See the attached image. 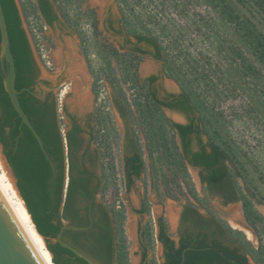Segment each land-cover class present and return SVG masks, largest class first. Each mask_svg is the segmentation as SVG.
Masks as SVG:
<instances>
[{
  "label": "trees",
  "instance_id": "1",
  "mask_svg": "<svg viewBox=\"0 0 264 264\" xmlns=\"http://www.w3.org/2000/svg\"><path fill=\"white\" fill-rule=\"evenodd\" d=\"M1 1L16 64L15 87L17 90L28 88L19 93V100L42 137L46 152L28 125L22 123V117L6 89L5 79L9 66L2 60L1 31L0 144L37 230L45 237L55 264H89L54 240L65 224L91 225L86 230L64 229L62 238L98 264H127L115 216L103 202L98 204L93 201L90 204V193L75 178V136L70 130L65 134L62 131L56 98L50 100L49 97L36 94L38 73L18 1ZM116 1L120 5L126 30L154 44L158 57L164 62V74L174 76L176 69L166 61L164 48L158 37L135 31L124 10L128 0ZM201 1L214 12L213 16L204 21L196 20L199 31L205 32L208 38L205 47L211 46L219 53L224 52L229 63L226 73L233 79V91H241L246 97L249 111L259 113L264 122V31L242 10L243 7H250L264 21V0H239L242 6L239 9L228 0ZM38 7L47 23L52 24L57 19L50 0H38ZM168 27L169 24L163 25V28ZM228 33H232L236 40L228 39ZM175 41L179 42L178 36ZM184 53L185 64L191 67L194 80L197 83L203 82L207 91L217 92L220 79L216 81L211 76L212 71L206 69V64H201L203 58L195 57L191 52ZM168 96H173L174 100L162 102L163 105L182 110L190 118L189 124H172L181 136L184 156L188 162L204 169L205 173H201L203 182L207 183L213 194L220 195L225 203L244 199L236 182V176L241 175L236 163V152L227 137L216 130L217 120H210L206 116L210 110L205 101L197 102L192 96V90L184 85L179 94L169 93ZM208 125L213 128L212 134ZM90 134V142L95 141L96 136ZM204 138L207 139L206 142ZM193 140L200 144V149L196 152L192 150ZM99 158L97 154V159ZM145 169V160L136 135L127 123L124 174L128 191ZM244 209L247 219L254 225L255 220L260 217L254 213L251 203L246 199ZM90 216L93 217L92 223ZM157 238L163 245V264H252L244 239L240 235H234L221 219L213 214L202 213L192 204H185L183 207L177 241L169 234L164 215L158 218ZM148 254L149 251L145 250L143 260L147 259Z\"/></svg>",
  "mask_w": 264,
  "mask_h": 264
},
{
  "label": "rangeland",
  "instance_id": "2",
  "mask_svg": "<svg viewBox=\"0 0 264 264\" xmlns=\"http://www.w3.org/2000/svg\"><path fill=\"white\" fill-rule=\"evenodd\" d=\"M17 1L34 47L42 80L49 76L44 55L52 53L56 66L62 65L65 49L70 51L71 57L80 58L75 52V46L80 41L81 33L87 39L91 36V29L87 24L82 25L84 29L54 30L46 27L41 19L37 0ZM55 1L64 16L74 17V6H66L64 0ZM228 1L238 9L242 8L239 0ZM82 2L83 8L90 4L97 6L101 12L106 0ZM114 8L120 11L117 1ZM124 10L135 31L158 37L164 48L166 61L176 69L174 76H165V88L179 91L184 85L192 90V96L197 102L205 101L207 104L210 111L206 116L210 120H217L216 130L227 137L236 152V163L241 172V175L236 176L240 194L251 203L254 213L260 217L252 225L245 214L244 199L223 206L218 197L206 192L200 182L198 169L184 159L180 140L170 126L171 121L184 122L185 117L177 112L161 110L150 99L143 78L156 70L158 65L148 58L140 59V76L133 72L130 83L120 79H104L97 84V98L91 96L88 101L87 95L83 98L79 91L70 98L71 102L80 105V109L84 102H89L91 108H95V142L100 148V173L103 177L99 198L116 218L127 264H163V249L157 238L158 218L164 215L169 234L178 238L179 217L185 204L195 205L202 213L213 214L221 219L234 235H240L247 243L252 264H264V122L259 113L249 111L246 97L241 91H233V79L226 73L229 63L224 52L219 53L211 46L205 47L208 38L205 32L199 31L196 20L204 21L213 16L214 12L201 0H128ZM242 10L264 31V21L258 13L250 7H243ZM165 24L170 27L163 28ZM228 34V39L236 40L232 33ZM177 36L179 42L175 41ZM184 52L203 58L201 64H206V69L212 71L211 76L216 81L220 79L217 89L220 94L213 90L207 91L203 82L197 83L194 80L191 67L185 64ZM88 59L92 61L90 65L93 68L94 82L101 61L93 47L89 49ZM44 88L45 85L40 82L38 91L41 92ZM119 102L124 106V112L119 110ZM127 123L136 135L146 164L145 172L135 179L129 191L126 189L123 172L122 144ZM207 127L212 134L213 128L209 125ZM0 151L4 164L16 183L1 144ZM138 209H143L144 213H136ZM231 211L238 213L241 223L252 230L253 237L230 223L226 216ZM171 216L174 217L173 222L170 220ZM142 244L149 249L146 262L142 261Z\"/></svg>",
  "mask_w": 264,
  "mask_h": 264
},
{
  "label": "flooded vegetation",
  "instance_id": "3",
  "mask_svg": "<svg viewBox=\"0 0 264 264\" xmlns=\"http://www.w3.org/2000/svg\"><path fill=\"white\" fill-rule=\"evenodd\" d=\"M50 1L53 6V12L57 15V19L54 20L52 24L47 23L38 7V12L46 27L53 28L54 30L55 28H58L61 31H71L72 29H84V26L82 25L87 24V26L91 29V36L87 39V36H84L81 33L80 41L78 42V45L75 46V52L80 56L79 59L75 58L74 56L71 57L69 55L70 51H67L64 48V61L61 66H56L55 58L52 53L44 55V62L49 76L43 80L41 79V70L37 63L34 47L31 42L34 64L38 73L36 88L38 90L39 83L42 82L45 85V88L42 90L43 93L41 96L44 98L49 97L50 100L53 97L56 98L62 131L65 134L67 130H70L75 136L76 144L74 146L76 152L74 155V175L75 178L79 180L90 193V204L93 201L98 204L103 202L99 198L103 184V177L100 173V158L97 159V154H99V156L101 154L100 148L95 141L90 142V133H93L94 136L96 135L94 124L95 108L92 109L89 102H84L82 104V109H80V105L78 103L71 102L70 98L76 91L81 92L83 98H86L85 95H87L88 101L91 99V96L92 98H97L99 93L97 84L104 81V79H120L130 83L133 72H135L137 76H140L138 72V63L140 59L148 58L158 65L156 70L150 72L143 78L146 86V92L150 99L161 110L177 112L184 115L185 117L184 122L171 121L170 126L173 133L179 138L183 157L188 162L184 156L181 136L178 130L174 128L172 124H189L190 118L186 112L169 107L167 105H163L162 103L173 101L174 97L168 96V94H179L182 89L179 91H171L165 88L164 78L166 75L164 74V62L158 57L155 45L147 40L140 39L136 34H132L126 30L120 11L115 10L114 8L116 0H106L101 12H99L97 6H91L90 4L83 8L84 6L82 0H64L63 3L66 6H74L76 8V14L74 17L64 16V12L58 7L56 1ZM91 47L95 49L98 59L101 61L100 66L98 67V74L95 76L96 81L94 80V82H92L93 68L92 65H90L92 64V61L88 59L89 49ZM76 62H79L80 64L77 65ZM131 62H133V65ZM153 77L154 79H152ZM38 93H40V91H38ZM118 108L121 112L125 111V108L121 102L118 103ZM126 133L127 124L125 125L122 142L123 172L124 157L126 154ZM206 141L207 139L204 138V142ZM199 149L200 144L196 140H193V152H196ZM192 166L198 169L200 182L206 192L211 196L218 197L223 205L226 206L230 203H235L239 200H242L238 199L236 201L225 203L220 195L213 194L208 189L207 183L203 182L201 173H205L204 169L199 166ZM98 186L99 188L97 189ZM135 212L138 214H143L144 210L138 209ZM90 218L93 220L92 216H90ZM139 231H142L141 226ZM142 246L143 253L145 250L149 251L145 244H142ZM142 261H146L143 260V254Z\"/></svg>",
  "mask_w": 264,
  "mask_h": 264
},
{
  "label": "water",
  "instance_id": "4",
  "mask_svg": "<svg viewBox=\"0 0 264 264\" xmlns=\"http://www.w3.org/2000/svg\"><path fill=\"white\" fill-rule=\"evenodd\" d=\"M0 31L2 38V60L3 62L6 61L9 66L8 75L5 79L6 89L10 94L17 111L22 117V123L28 125V127L38 138L40 144L42 145L44 151L46 152L42 137L40 136V134L38 133L32 122L30 121L28 115L24 111L19 100V96H18L19 93L22 90L28 88L17 90L15 87V80L17 75L16 64L11 49L7 21L1 0H0ZM42 93L43 91L41 90L40 93H36V94L41 96ZM92 222L93 220L91 218V223ZM90 226L91 225L78 226V225L65 224L62 227L61 231L58 233L57 239L54 240L59 241L63 246L75 252L78 256L85 259L89 264H98L92 257L87 255L83 251L77 249L76 247L66 242L62 238V233L64 229L73 228V229L86 230L89 229ZM174 239L176 241L178 240V238H174ZM185 251L186 250H184L183 255H185ZM0 264H46L39 250L37 249L36 245L34 244L28 232L26 231L25 227L23 226L22 222L20 221L14 209L7 200L6 196L2 192L1 188H0Z\"/></svg>",
  "mask_w": 264,
  "mask_h": 264
},
{
  "label": "bare ground",
  "instance_id": "5",
  "mask_svg": "<svg viewBox=\"0 0 264 264\" xmlns=\"http://www.w3.org/2000/svg\"><path fill=\"white\" fill-rule=\"evenodd\" d=\"M4 159L2 158L1 151H0V188L4 195L6 196L7 200L9 201L10 205L14 209L15 213L17 214L18 218L22 222L23 226L25 227L26 231L28 232L29 236L31 237L32 241L36 245L37 249L39 250L41 256L43 257L46 264H55L53 261V254L48 249L46 241L44 237L39 233L37 227L32 219V216L27 208V205L16 185L14 182L13 177L9 173L8 169L4 164ZM230 223L234 226L243 229L249 236L253 237V232L251 229L245 227L239 217L238 213L231 211L226 216ZM171 222L174 221V217H170Z\"/></svg>",
  "mask_w": 264,
  "mask_h": 264
},
{
  "label": "crops",
  "instance_id": "6",
  "mask_svg": "<svg viewBox=\"0 0 264 264\" xmlns=\"http://www.w3.org/2000/svg\"><path fill=\"white\" fill-rule=\"evenodd\" d=\"M161 246H162V249H163V245L161 244ZM146 262V261H145Z\"/></svg>",
  "mask_w": 264,
  "mask_h": 264
}]
</instances>
